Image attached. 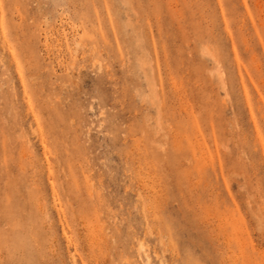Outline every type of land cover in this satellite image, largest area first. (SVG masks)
<instances>
[{"label":"rangeland","instance_id":"374dc122","mask_svg":"<svg viewBox=\"0 0 264 264\" xmlns=\"http://www.w3.org/2000/svg\"><path fill=\"white\" fill-rule=\"evenodd\" d=\"M143 263L264 264V0H0V264Z\"/></svg>","mask_w":264,"mask_h":264},{"label":"bare ground","instance_id":"6f19581e","mask_svg":"<svg viewBox=\"0 0 264 264\" xmlns=\"http://www.w3.org/2000/svg\"><path fill=\"white\" fill-rule=\"evenodd\" d=\"M39 131V130H38ZM30 160V159H29ZM38 162V161H37ZM39 163H37V165H38ZM33 167V166H32ZM38 167H40V166H38ZM33 169H34V167H33ZM39 169V168H38ZM142 247V246H141ZM149 257V256H148ZM148 259V258H147ZM147 261V260H146ZM149 261V260H148ZM144 264V263H143ZM147 264H149V263H147Z\"/></svg>","mask_w":264,"mask_h":264}]
</instances>
